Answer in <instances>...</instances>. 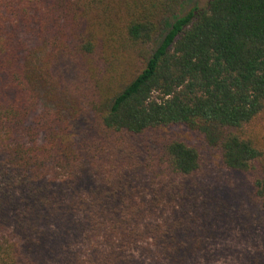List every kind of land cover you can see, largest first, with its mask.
I'll use <instances>...</instances> for the list:
<instances>
[{
  "label": "trees",
  "instance_id": "trees-1",
  "mask_svg": "<svg viewBox=\"0 0 264 264\" xmlns=\"http://www.w3.org/2000/svg\"><path fill=\"white\" fill-rule=\"evenodd\" d=\"M187 1L0 0V264H41L8 223L42 260L75 217L108 246L74 264L151 238L184 264L211 197L175 126L210 132L264 217V0Z\"/></svg>",
  "mask_w": 264,
  "mask_h": 264
},
{
  "label": "rangeland",
  "instance_id": "rangeland-1",
  "mask_svg": "<svg viewBox=\"0 0 264 264\" xmlns=\"http://www.w3.org/2000/svg\"><path fill=\"white\" fill-rule=\"evenodd\" d=\"M208 1L188 0L183 12L195 6L203 8ZM167 131L200 148L204 168L193 182L201 185V190L206 189L211 197L210 209L201 214L195 226L200 234L191 243L190 250L194 252L184 264H264V217L252 200L250 177L224 167L216 139L203 126L182 125ZM82 221L75 217L70 222L62 221L59 228L52 227L54 236L48 239L52 251L43 248L34 254L42 260H34L27 248L36 236L31 230L11 222L4 230V237L24 246L23 255L35 263L74 264L89 256L98 262L96 248L106 249L108 245L102 237L96 238ZM153 241L151 238L128 248L124 255L126 264H171L159 254ZM145 245H149V250Z\"/></svg>",
  "mask_w": 264,
  "mask_h": 264
}]
</instances>
